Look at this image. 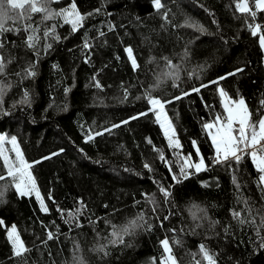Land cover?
<instances>
[{"label": "trees", "instance_id": "1", "mask_svg": "<svg viewBox=\"0 0 264 264\" xmlns=\"http://www.w3.org/2000/svg\"><path fill=\"white\" fill-rule=\"evenodd\" d=\"M72 2L58 0L52 7L58 10ZM74 2L82 14L102 10L88 17L76 33L71 32L70 25L59 21L62 26L57 28L56 35L61 39L49 38L52 48L46 54L43 24L37 33L38 57L25 43L27 33L7 32L0 37L5 45L0 54L10 61L6 75L0 77V85L11 84L2 96L3 109L9 114L0 112V135L17 136L25 158L41 161L32 172L50 207L48 214L41 212L34 195L19 197L11 186V178L0 180V220L4 221L0 225V264H79L77 258L83 259L84 264H153L154 260L159 264L163 252L160 241L165 237L181 241L174 252L183 264H191L192 254L198 253L200 244L216 254L218 264H264V249L259 248L256 236L260 215H250L238 200L230 170L217 165L186 179L181 177L180 182L173 181L168 166L154 149H163L169 160L176 157L168 149L153 114L85 142L87 132L102 131L147 110L144 97L150 89L154 96L171 99L242 68L243 72L228 76L218 85L209 84L199 94L182 96L166 105L183 153H192L195 159V139L201 154L206 160L210 158L214 150L202 131V123L222 111L217 87H223L233 98L243 96L253 112L264 100V52L258 36L253 37L248 26L260 23L264 33V12L258 11L253 20L250 14L235 10L236 0H161L164 8L159 11L153 0ZM249 3L254 4V0ZM164 11H168L172 24L191 19L202 24L206 32L191 27L174 29L165 24ZM41 19L42 14L33 17L35 24H40ZM100 32L105 35L101 37ZM85 38L92 44L90 50L83 47ZM128 46L139 65L135 71L125 52ZM186 49L188 55L184 57ZM89 55L90 62L86 63L85 57ZM163 57L179 65V80H158L162 71H168ZM30 63L36 65V76L21 79L17 73H22ZM93 77L99 80L101 89L95 87ZM65 88L70 89L67 95ZM26 90L30 106L20 103ZM6 149L10 150V145ZM61 149L64 151L60 152ZM51 153L59 154L42 160ZM145 162L154 171L145 169ZM173 167L179 173L178 166ZM0 174L6 175L2 161ZM236 175L243 198L252 208L264 209V194L256 186L257 173L250 159L242 162ZM157 182L171 186L172 196L167 202ZM145 193L154 194L159 202L155 213L145 200ZM49 194L54 203L47 200ZM79 201L85 204L82 215L77 217L81 227L66 224L56 208L65 212L75 210ZM196 206L206 212V219H193L198 212ZM233 211H240L249 219L254 215L256 225L238 223L232 217ZM140 212L147 214L145 219L153 225L152 229L138 230L125 237L124 244H110L111 225H123ZM164 216L169 219L161 226ZM13 224L31 249L22 258L12 256L7 239V227ZM48 230L53 232L54 239H47ZM101 245H107V255L96 251Z\"/></svg>", "mask_w": 264, "mask_h": 264}, {"label": "snow or ice", "instance_id": "2", "mask_svg": "<svg viewBox=\"0 0 264 264\" xmlns=\"http://www.w3.org/2000/svg\"><path fill=\"white\" fill-rule=\"evenodd\" d=\"M57 2L58 0H0V37H3L7 32L20 33L23 31L27 33L25 43L28 48L35 50V54L38 57L40 53V48L38 47L40 36L37 35V33L40 31L41 24L44 25L43 51L46 54L52 48V44L48 42L49 38L56 41L61 39L60 36L56 35L57 28L62 26L59 21H62L65 25H70L71 32L76 33L84 27V21L88 17L94 14H99L102 10V8H97L94 12L82 14L77 9V4L74 0L67 7H62L57 10L52 7V5ZM153 5L158 11L164 8L161 0H153ZM253 7L256 10H253ZM235 10L241 14H250L251 18L254 20L258 15V11L264 12V0H254V4H250L249 0H236ZM36 14H42L40 24L34 23L33 17ZM163 19L165 24H171L174 29L191 27L196 31L202 33L206 32V29L202 24L191 19H186L185 22L180 25L172 24L169 20L168 11L163 12ZM51 20H57L58 22L51 24V26L45 24L46 21ZM213 23H217V21L213 20ZM246 23L248 22L246 21ZM248 26L251 35L253 37L258 36L259 46L264 50V33L261 32V24L256 23L255 26H252L248 23ZM110 30L112 29L110 28ZM99 35L103 37L105 33L100 32ZM4 46L3 41L0 40V50H2ZM83 47L86 50L92 48V44L87 38L84 40ZM125 52L127 53L128 60L131 62L133 70H137L139 65L133 55L132 47H126ZM187 55L188 52L186 49L184 57H187ZM163 60L164 67L168 69V71H162L158 76V80L166 77H171L173 81L179 80V65L173 63L172 59L168 57H163ZM85 62H90V55L85 57ZM8 63H10V61L0 54V77L6 75ZM35 67V63H30L27 68L22 70V73H17V75L20 76L21 79L34 78L37 74ZM243 70L244 69L242 68H237L233 72L227 73L225 76L218 77L217 80L209 81L208 84L201 83L199 86H194L190 90L183 91L181 96H174L171 99L154 96L150 89L146 91L144 97L148 105L147 110L141 111L137 115L130 117L128 120L121 121L120 124H112L110 128H104L102 131L87 132L85 134V142H90L94 140L96 136H101L105 132L111 133L112 129L118 128L121 125H126L131 120L147 116L149 113L153 114L155 122L162 129L163 136L167 141L168 149L172 151L176 157V160H169L163 149H154L158 152L160 161L168 166V171L172 173L173 181L180 182L181 177L186 179L190 175L202 171H208L217 165L226 167L232 173L231 179L238 193V200L243 202L245 210L250 215L253 212L259 214L260 221L259 225H256V217L254 215L249 219L240 211H233L231 213L232 217L242 225L246 223L256 225V236L260 241L259 248L264 249V235H262V230H264V209L256 210L252 208L250 202L243 198V195L240 192L241 185L239 184L236 175L242 162L246 159H250L254 170L257 173V177L254 178L256 186L259 188L260 192L264 194V100L259 102V107L253 112L243 96L238 95L236 98H233L223 87H217L222 111L216 112L211 119L204 120L202 123V131L210 139L214 150L213 155L207 160L201 154L198 141L195 139L192 140V146L195 149V159L193 158L192 153H183V145L179 138L177 128L165 110L166 105L172 103L174 100H179L182 96H188L192 93L199 94L201 89L208 87L209 84L218 85L219 81L227 79L228 76H235L237 73L243 72ZM93 80L95 81V87L101 89L102 85L99 80H97L96 77H93ZM174 86L176 85L174 84ZM8 87H11L10 83L0 85V112H2L3 115L9 114L2 106V96ZM64 91L67 95L70 89L65 88ZM124 93V98L127 99V88H125ZM20 103L30 106L31 98L27 90L24 92ZM205 106L209 109L212 108L210 105ZM148 142L151 143V140ZM6 145H10V150L6 149ZM63 151V149L60 150V152ZM58 154L59 153H51L49 156L42 157V160L50 159L52 156ZM0 161H2L3 166L6 169V175L0 174V180L11 178V186L14 187L15 192L19 197H32L34 195L35 199L39 202L41 212L48 214L50 212V207L45 203V198L41 195L40 189L37 186L36 177L32 172L34 165L41 161H28L25 158L18 143L17 136L15 135H12L10 138L5 135H0ZM174 164L178 166L179 173L175 171L173 167ZM143 166L150 172L154 171L151 164L148 162H145ZM192 170H194V172ZM157 183L159 184L160 193L163 194L165 201L167 202L172 196V192L170 191L171 186L169 185L166 187L159 182ZM2 196L3 192H0V197ZM144 198L152 205V211L155 213L159 208V202L156 200L155 195L145 193ZM47 200L54 203V198L51 194L47 196ZM78 203V208L75 210H68L67 212L59 207L56 208L57 213L61 215L66 224L81 227V224L77 221V217L82 215L83 210L85 209V204L83 201H79ZM196 207L198 212L193 214V219H206V212H204L203 209H200L199 206ZM200 213L203 214L201 215ZM146 215L145 212H140L135 218L128 220L127 223L123 225L112 224V231L110 233L111 239L109 243L112 245L124 244L125 237L135 235L138 230L146 229L150 231L153 225L145 219ZM168 219L169 216H164L161 220V226H163V221ZM90 222L94 223V221L91 220ZM0 225H4L3 220H0ZM5 227L7 226L5 225ZM197 227H199V224H197ZM172 231L174 232L175 230L173 229ZM225 231H227V229H225ZM7 239L10 242L12 256L14 258L25 257V255L31 251L30 248L26 247V244L22 240L15 224L11 227H7ZM47 239H54V234L51 230L47 231ZM160 243L163 252L159 259V264H183V261L174 252V247L179 245L181 241L175 239V237L171 239L165 237ZM106 247L107 245H101L96 251L104 252L105 255H107V252L105 251ZM197 255H199V259L196 258ZM192 257L191 264H218L216 254L211 252L205 244H200L198 246V253H193ZM77 260L79 261V264H84L83 259L77 258ZM153 264H156L155 260L153 261Z\"/></svg>", "mask_w": 264, "mask_h": 264}, {"label": "rangeland", "instance_id": "3", "mask_svg": "<svg viewBox=\"0 0 264 264\" xmlns=\"http://www.w3.org/2000/svg\"><path fill=\"white\" fill-rule=\"evenodd\" d=\"M263 52H264V50H263Z\"/></svg>", "mask_w": 264, "mask_h": 264}]
</instances>
